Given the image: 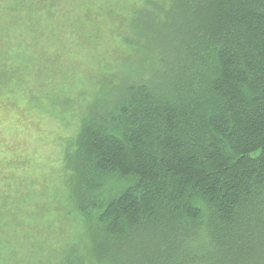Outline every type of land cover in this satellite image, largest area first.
<instances>
[{
  "label": "trees",
  "instance_id": "trees-1",
  "mask_svg": "<svg viewBox=\"0 0 264 264\" xmlns=\"http://www.w3.org/2000/svg\"><path fill=\"white\" fill-rule=\"evenodd\" d=\"M109 20L147 63L97 72ZM73 119L35 200L19 134ZM0 264H264V0H0Z\"/></svg>",
  "mask_w": 264,
  "mask_h": 264
},
{
  "label": "rangeland",
  "instance_id": "rangeland-1",
  "mask_svg": "<svg viewBox=\"0 0 264 264\" xmlns=\"http://www.w3.org/2000/svg\"><path fill=\"white\" fill-rule=\"evenodd\" d=\"M95 4L98 6H109L108 4L99 1ZM101 26L103 27V30L100 34H98V38L100 39V41L97 42V46L102 47L100 51H105L107 52V54L99 59L98 54L94 57L97 66V72L100 73L99 70L105 67V64H112L115 71H126V69L128 68H130L131 70V67L134 64L140 65L141 61L147 63L145 61L146 57L142 55L141 52L136 51L134 47L127 48L122 46L119 41L115 39V36H112L111 30L115 28V24L113 22L109 20L108 23L103 22ZM103 31L105 32L102 34ZM101 34L103 35L102 37ZM66 49L67 52H69L70 47ZM94 55L95 54L92 53L91 57H93ZM100 60H104L105 64L103 62H100ZM97 62H99L100 64H97ZM145 63H142L143 67H147ZM88 64H92L87 68L89 69L86 72L88 79L102 81V75H98V73H96V69L93 63L88 62ZM119 67L120 69H118ZM136 68H138V66ZM144 69L147 70V68ZM154 70H156V68ZM92 92L93 88L85 89L84 91V93L86 94H91ZM73 95L76 96V99L78 98L75 93H73ZM84 105L86 106L87 104H85L82 98H80L76 103V112L85 113L87 109H85L86 107H84ZM73 125L74 119L72 122H69L68 127L64 132L61 131V127L58 123H52L51 125L47 126L41 125L39 130H34L31 133L19 134V136H21L23 140L21 141V143H23L21 149L23 151L25 149L28 152L27 162L30 163L29 168L33 171V183L36 188L34 191L27 190L26 192H30V195L32 194V197L34 194L35 200L39 199L40 197H52L54 195L53 189L55 187V183H58L59 185L61 182L60 176L64 178L63 180H65V183L67 184V176H69L71 172L69 173L67 171V174L65 172V166L67 165V162L64 161V154L66 152L67 146H64V143H66L69 137L75 134L76 129H71L72 127H74ZM16 135L18 134H16L15 132L10 133L8 138L12 141L16 140ZM22 164H26V162H23ZM22 186H27V182L22 184ZM107 186L108 190H112L110 189L113 187L112 181L109 182ZM45 190L48 192H46ZM43 193H45L46 195H40ZM37 201L39 202V200Z\"/></svg>",
  "mask_w": 264,
  "mask_h": 264
}]
</instances>
